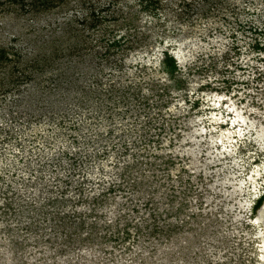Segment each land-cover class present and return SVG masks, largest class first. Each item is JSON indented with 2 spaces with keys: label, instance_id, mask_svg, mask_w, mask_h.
I'll return each instance as SVG.
<instances>
[{
  "label": "rangeland",
  "instance_id": "374dc122",
  "mask_svg": "<svg viewBox=\"0 0 264 264\" xmlns=\"http://www.w3.org/2000/svg\"><path fill=\"white\" fill-rule=\"evenodd\" d=\"M26 1L0 0V264H264V0Z\"/></svg>",
  "mask_w": 264,
  "mask_h": 264
},
{
  "label": "trees",
  "instance_id": "16d2710c",
  "mask_svg": "<svg viewBox=\"0 0 264 264\" xmlns=\"http://www.w3.org/2000/svg\"><path fill=\"white\" fill-rule=\"evenodd\" d=\"M142 2H144V1L142 0ZM49 3L53 4L54 0H27L25 2V5L23 6V8H25V10H27V11H31V10L38 9L39 7L48 6L47 4H49ZM158 3H159V0H146L143 3V7L146 8V9L153 10V13L156 14V11H155L156 9L155 8L158 6ZM97 18H98V16L96 15V20H98ZM96 20L95 19L93 20V25L96 24L95 23V22H97ZM108 42L111 43V44H114V43L117 44L118 39H116V40L114 39V40H111V41H108ZM9 51H10V49H9ZM4 52H5V50L2 48L0 56L1 57L5 56V58L8 59V55L5 54ZM163 52H164V55H163L164 56L163 57V67L172 75V74H174V72L178 68L177 61L175 60L176 58H175V56L173 54H171L169 51H167L165 49L163 50ZM6 53H7V51H6ZM15 53H17V52L15 51ZM36 68H41V67L37 64ZM26 74H28V73H26ZM2 80H3V78H2ZM76 162L77 161L75 159L71 160L72 164H76ZM76 167L77 166H72L71 168L73 169V171H68L67 173H65L66 178H64V180L65 181L67 180L68 184H71L72 181L76 180L75 178L72 177V176L76 175V170H75ZM81 185H83V184H81V182H80V184L79 183L76 184V186L74 188L75 189H80V188H82ZM108 189L112 190V186L108 187ZM54 199L56 200L57 198H54ZM68 199H70V200L73 199V200H76V201H80L81 200L80 196L68 197ZM98 199H99L98 196H93V198H92L93 202H96ZM263 200H264V193L260 194V196H258L257 199L255 200V202L253 204V207H252L253 211L256 210L262 204ZM50 201H52V199ZM147 203H148V201H147ZM55 213H56L57 217L54 216V213H53L51 215V218L54 219V220L58 219V221H56V224L58 226H60V232L68 231L69 230L68 229V227H69L68 225L70 223H72V221H69L68 219L69 218L71 219V217H72V219L74 220L75 218H73V215H71L70 213L65 212V211H63V212L60 211L61 214H59L58 210ZM91 213L94 216L93 212H91ZM94 219H95V217H94ZM82 220H84V219H82ZM95 223H96L95 221H93L92 223L90 222V225L94 226ZM125 232H126V234H128V230H126ZM108 234L109 233L104 232L103 233V237L108 239L107 238ZM110 236H112V235H110ZM110 236H109V238H113V236L112 237H110Z\"/></svg>",
  "mask_w": 264,
  "mask_h": 264
},
{
  "label": "bare ground",
  "instance_id": "6f19581e",
  "mask_svg": "<svg viewBox=\"0 0 264 264\" xmlns=\"http://www.w3.org/2000/svg\"><path fill=\"white\" fill-rule=\"evenodd\" d=\"M262 230H263V229H262ZM261 234H263V233H261ZM262 245H263V247H264V240H263V244H262ZM260 253H261V252H260ZM261 258H262V257H261Z\"/></svg>",
  "mask_w": 264,
  "mask_h": 264
}]
</instances>
